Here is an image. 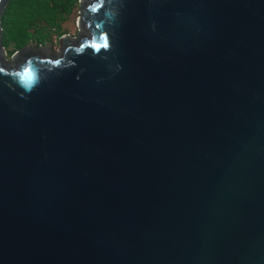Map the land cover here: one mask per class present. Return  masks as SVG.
<instances>
[{
	"label": "water",
	"instance_id": "obj_1",
	"mask_svg": "<svg viewBox=\"0 0 264 264\" xmlns=\"http://www.w3.org/2000/svg\"><path fill=\"white\" fill-rule=\"evenodd\" d=\"M10 1L0 264H264V0H79L7 61Z\"/></svg>",
	"mask_w": 264,
	"mask_h": 264
},
{
	"label": "trees",
	"instance_id": "obj_2",
	"mask_svg": "<svg viewBox=\"0 0 264 264\" xmlns=\"http://www.w3.org/2000/svg\"><path fill=\"white\" fill-rule=\"evenodd\" d=\"M78 0H12L1 16L2 46L13 47L10 54L28 42H48L50 31H58ZM47 33V34H46Z\"/></svg>",
	"mask_w": 264,
	"mask_h": 264
},
{
	"label": "rangeland",
	"instance_id": "obj_3",
	"mask_svg": "<svg viewBox=\"0 0 264 264\" xmlns=\"http://www.w3.org/2000/svg\"><path fill=\"white\" fill-rule=\"evenodd\" d=\"M80 1L78 0L77 3L75 4V6L73 7L71 14L66 18L65 21H63L62 23H60V29L58 31H50V33L48 34V44H51V53H54L57 49H58V39L59 37H62L63 35H69L72 38L77 37L78 35V27L76 24V15L78 13L79 7H80ZM47 34V33H46ZM29 43V42H28ZM31 44H37V42L35 41H30ZM45 44V43H44ZM44 44H42L41 46H44ZM13 50V47H9L7 50H5V55L4 58L7 61H10L12 55L10 54Z\"/></svg>",
	"mask_w": 264,
	"mask_h": 264
},
{
	"label": "flooded vegetation",
	"instance_id": "obj_4",
	"mask_svg": "<svg viewBox=\"0 0 264 264\" xmlns=\"http://www.w3.org/2000/svg\"><path fill=\"white\" fill-rule=\"evenodd\" d=\"M45 44H48V43H45ZM45 44H44V45H45ZM48 45L51 47V44H48Z\"/></svg>",
	"mask_w": 264,
	"mask_h": 264
},
{
	"label": "snow or ice",
	"instance_id": "obj_5",
	"mask_svg": "<svg viewBox=\"0 0 264 264\" xmlns=\"http://www.w3.org/2000/svg\"><path fill=\"white\" fill-rule=\"evenodd\" d=\"M107 46V44H105V47Z\"/></svg>",
	"mask_w": 264,
	"mask_h": 264
}]
</instances>
